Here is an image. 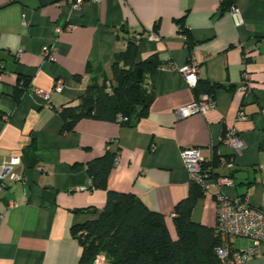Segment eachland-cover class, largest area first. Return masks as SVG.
Listing matches in <instances>:
<instances>
[{
  "label": "crops",
  "instance_id": "obj_1",
  "mask_svg": "<svg viewBox=\"0 0 264 264\" xmlns=\"http://www.w3.org/2000/svg\"><path fill=\"white\" fill-rule=\"evenodd\" d=\"M223 1L101 0L73 9L64 0H0V165L19 157L16 171L24 176L2 192L0 264H79L73 229L97 220L107 195L78 189L89 188L87 164L106 152L117 158L107 190L132 194L163 215L173 240L175 206L192 186L183 149L198 148L213 178L232 179L226 195L264 211V0H234L244 22L239 28L228 10L220 11ZM127 39L137 41L135 62H146L143 81L153 92L147 116L134 126L83 118L62 133L59 111L79 105L89 85L111 79ZM189 63L197 69L196 89L175 70ZM243 73L250 77L246 95L239 91ZM18 79L28 81L19 103ZM58 79L61 93L53 91ZM204 83L219 86L210 93L215 109L177 119L178 108L205 94ZM35 89L48 95V108ZM241 108L244 120L237 118ZM230 127L244 142L236 157L220 144ZM214 196L197 197L193 223L215 228ZM11 202L17 206L8 208ZM231 244L239 251L253 246L239 238ZM259 251L246 264H264V244Z\"/></svg>",
  "mask_w": 264,
  "mask_h": 264
},
{
  "label": "trees",
  "instance_id": "obj_2",
  "mask_svg": "<svg viewBox=\"0 0 264 264\" xmlns=\"http://www.w3.org/2000/svg\"><path fill=\"white\" fill-rule=\"evenodd\" d=\"M233 2L224 0L220 11L229 10ZM136 43L133 39L126 40L124 52L117 57L119 60L111 69V79L102 78L100 84L89 85L79 105L59 111L62 133L72 131L83 118L116 122L120 115L126 119L120 125L134 126L147 116L153 92L144 84L143 73L140 82L136 81L137 70L142 69L143 72L147 68L146 62H135ZM107 84L110 85L109 91ZM27 86L26 79H18L14 96L17 103ZM204 87L205 94L209 95L219 88L209 83H204ZM88 108H92V112L87 113ZM114 161L115 155L106 152L87 164L91 181L89 191L104 190L107 198L97 220L73 229V235L82 247L79 264H91L100 253L106 256L109 264H220L215 256L218 245L215 230L195 224L190 219L191 209L202 193L197 184L192 183L188 196L175 206L172 218L177 238L173 240L163 215L149 211L132 194L107 190ZM210 164L207 163L204 169H211Z\"/></svg>",
  "mask_w": 264,
  "mask_h": 264
},
{
  "label": "built area",
  "instance_id": "obj_3",
  "mask_svg": "<svg viewBox=\"0 0 264 264\" xmlns=\"http://www.w3.org/2000/svg\"><path fill=\"white\" fill-rule=\"evenodd\" d=\"M73 9H78L81 5L87 2L98 3L101 0H64ZM228 13L233 20L234 26L239 28L243 25V19L240 10L236 7L235 1L230 6ZM61 29H56L57 34L61 33ZM149 39L157 41L158 38L154 34L149 35ZM52 49H45L44 56L49 58ZM248 57L249 54L245 53ZM174 66L165 67L164 69H174ZM179 72L189 88H195L197 85V69L193 63H189L179 68H175ZM250 77L248 74H242V81L239 86V91L246 95L251 91ZM64 83L61 79L55 81L53 91L61 93ZM110 90V85L107 84V91ZM35 95L44 100L46 107H49L48 95L43 91L35 89ZM215 109L214 99L209 94H202L193 102L178 108L175 111L177 119H186L194 115H205ZM239 120H244L243 108L239 110L237 115ZM126 121L125 118L118 115L116 123ZM220 144L227 147L231 151V155L236 157L240 155L244 148V142L239 138L234 127L225 130ZM181 161L186 168L190 181L197 184L202 193L207 194L210 191L215 193V233L218 238V245L215 249V256L220 264H246L251 259L260 255V247L264 244V211L250 205L247 198L229 197L225 194L224 189L233 188L234 184L228 176H219L213 178L210 168L204 169L206 161L202 158L198 148L183 149L180 151ZM220 165L230 169L232 163L226 159H219ZM20 164L19 157H12L5 160L0 165V201L2 192L9 183H24V176L16 171ZM117 164L115 158L114 166ZM39 171L44 172V168L40 167ZM88 188L82 187L78 191H86ZM16 203H9L8 208H15ZM247 239L253 242V246L244 251L235 250L232 247V239ZM107 259L103 253L95 256L91 264H104Z\"/></svg>",
  "mask_w": 264,
  "mask_h": 264
},
{
  "label": "water",
  "instance_id": "obj_4",
  "mask_svg": "<svg viewBox=\"0 0 264 264\" xmlns=\"http://www.w3.org/2000/svg\"><path fill=\"white\" fill-rule=\"evenodd\" d=\"M141 75H142V69H138L137 72H136V81H137V83L140 82ZM90 112H92V108H88L87 109V113H90Z\"/></svg>",
  "mask_w": 264,
  "mask_h": 264
}]
</instances>
